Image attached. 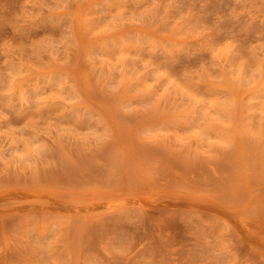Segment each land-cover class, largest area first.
Listing matches in <instances>:
<instances>
[{
  "label": "rangeland",
  "instance_id": "rangeland-1",
  "mask_svg": "<svg viewBox=\"0 0 264 264\" xmlns=\"http://www.w3.org/2000/svg\"><path fill=\"white\" fill-rule=\"evenodd\" d=\"M0 264H264V0H0Z\"/></svg>",
  "mask_w": 264,
  "mask_h": 264
}]
</instances>
